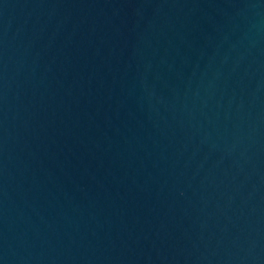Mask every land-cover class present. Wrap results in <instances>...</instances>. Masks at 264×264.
<instances>
[{
  "label": "water",
  "instance_id": "obj_1",
  "mask_svg": "<svg viewBox=\"0 0 264 264\" xmlns=\"http://www.w3.org/2000/svg\"><path fill=\"white\" fill-rule=\"evenodd\" d=\"M0 264H264V0H0Z\"/></svg>",
  "mask_w": 264,
  "mask_h": 264
}]
</instances>
